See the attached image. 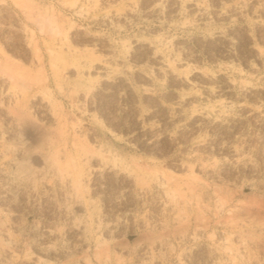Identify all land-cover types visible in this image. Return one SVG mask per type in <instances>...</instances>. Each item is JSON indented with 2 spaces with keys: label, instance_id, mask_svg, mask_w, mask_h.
<instances>
[{
  "label": "rangeland",
  "instance_id": "obj_1",
  "mask_svg": "<svg viewBox=\"0 0 264 264\" xmlns=\"http://www.w3.org/2000/svg\"><path fill=\"white\" fill-rule=\"evenodd\" d=\"M0 264H264V0H0Z\"/></svg>",
  "mask_w": 264,
  "mask_h": 264
},
{
  "label": "bare ground",
  "instance_id": "obj_2",
  "mask_svg": "<svg viewBox=\"0 0 264 264\" xmlns=\"http://www.w3.org/2000/svg\"><path fill=\"white\" fill-rule=\"evenodd\" d=\"M26 123H29V122H26ZM81 172H80V170H78V168H77V179L79 180L80 178H81ZM75 178V177H74ZM82 180V179H81Z\"/></svg>",
  "mask_w": 264,
  "mask_h": 264
}]
</instances>
